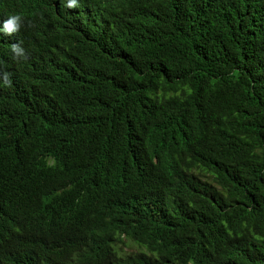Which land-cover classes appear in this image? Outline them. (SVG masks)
<instances>
[{
    "label": "trees",
    "instance_id": "1",
    "mask_svg": "<svg viewBox=\"0 0 264 264\" xmlns=\"http://www.w3.org/2000/svg\"><path fill=\"white\" fill-rule=\"evenodd\" d=\"M17 13L0 264H264V0H0Z\"/></svg>",
    "mask_w": 264,
    "mask_h": 264
},
{
    "label": "clouds",
    "instance_id": "2",
    "mask_svg": "<svg viewBox=\"0 0 264 264\" xmlns=\"http://www.w3.org/2000/svg\"><path fill=\"white\" fill-rule=\"evenodd\" d=\"M67 7L68 8H77L79 7V0H67ZM24 23V17L17 13L13 15H9L6 20L0 19V33H3L7 36H12L14 34H18L21 31V28ZM12 53L15 54V57L18 59L20 57L25 56V49L21 46V43H15L11 46ZM4 81L5 83L10 84V74H4Z\"/></svg>",
    "mask_w": 264,
    "mask_h": 264
},
{
    "label": "rangeland",
    "instance_id": "3",
    "mask_svg": "<svg viewBox=\"0 0 264 264\" xmlns=\"http://www.w3.org/2000/svg\"><path fill=\"white\" fill-rule=\"evenodd\" d=\"M133 249H136V247H134V248H127V247H122V250L124 251V253H126V254H130V253H132V251H133Z\"/></svg>",
    "mask_w": 264,
    "mask_h": 264
},
{
    "label": "bare ground",
    "instance_id": "4",
    "mask_svg": "<svg viewBox=\"0 0 264 264\" xmlns=\"http://www.w3.org/2000/svg\"><path fill=\"white\" fill-rule=\"evenodd\" d=\"M129 185V184H128ZM141 227V226H140Z\"/></svg>",
    "mask_w": 264,
    "mask_h": 264
}]
</instances>
